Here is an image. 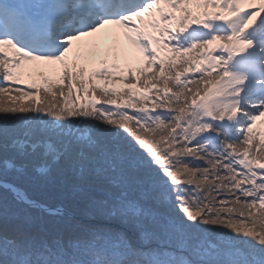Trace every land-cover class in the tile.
<instances>
[{
	"label": "snow or ice",
	"instance_id": "snow-or-ice-1",
	"mask_svg": "<svg viewBox=\"0 0 264 264\" xmlns=\"http://www.w3.org/2000/svg\"><path fill=\"white\" fill-rule=\"evenodd\" d=\"M258 121L264 0H0V178L67 162L119 189L68 237L0 227V264H264Z\"/></svg>",
	"mask_w": 264,
	"mask_h": 264
},
{
	"label": "trees",
	"instance_id": "trees-1",
	"mask_svg": "<svg viewBox=\"0 0 264 264\" xmlns=\"http://www.w3.org/2000/svg\"><path fill=\"white\" fill-rule=\"evenodd\" d=\"M8 95L15 96L16 93L5 94L6 104L11 103L7 99ZM82 95L86 101L87 96ZM34 99L40 100L41 96H24L16 103H31ZM72 102L78 106L84 101L75 100L73 97ZM36 168V165H32L23 173L10 172L0 178V181L15 186L33 203L51 208L59 207L63 212L43 213L35 207L18 203L8 192L0 189V227L6 226L11 235L20 239L31 237L36 240H51L60 236L68 237L75 230L77 223L86 220L83 213L87 211L91 198L105 194V189L107 193L119 191L114 186L118 183L117 177H105L94 167L81 169L79 166L60 162L48 166L46 172L37 171Z\"/></svg>",
	"mask_w": 264,
	"mask_h": 264
},
{
	"label": "rangeland",
	"instance_id": "rangeland-1",
	"mask_svg": "<svg viewBox=\"0 0 264 264\" xmlns=\"http://www.w3.org/2000/svg\"><path fill=\"white\" fill-rule=\"evenodd\" d=\"M106 31H113V32H117V31H119L118 29H115L113 26H109L107 29H106ZM89 38H91L92 39V37H89ZM97 39H99V37H93V40L95 41H97ZM105 42H107L109 45V47H115V44H114V42L113 41H111V40H105V41H103V44L105 43ZM73 51L69 54V56L72 54V53H74L73 55H76L77 54V52H84V53H86L88 50L87 49H85V48H83V47H81V44H82V41H75V42H73ZM102 46H104V45H102L101 44V47ZM127 47L129 48V50L130 51H134V49H132V46L130 45V44H128L127 45ZM104 53H105V55L109 58V59H111V54L109 55V54H107V52H105L104 51ZM69 59H72V58H70L69 57ZM37 97V96H36ZM0 183H2L3 185H4V187H0V189H2V191L4 190V191H6V192H8L9 193V195L11 196V197H13L18 203H20V204H25L26 203V198H25V200L24 201H20V200H17L16 199V192H13V191H11V190H8L7 189V185H9V184H6V183H4L3 181H0ZM14 188L17 190V188L14 186ZM18 192H19V190H17ZM20 194H21V191L19 192ZM0 201H1V199H0ZM3 204L5 205V202L3 201ZM7 204V203H6ZM37 205H39V206H42L41 204H39V203H36ZM46 209H50V210H52L53 212H49V211H47L46 209H45V211L43 210H41L43 213H47V214H56L57 212H59V213H62L63 211H61V208H59V207H56V208H51V207H49V206H44Z\"/></svg>",
	"mask_w": 264,
	"mask_h": 264
},
{
	"label": "water",
	"instance_id": "water-1",
	"mask_svg": "<svg viewBox=\"0 0 264 264\" xmlns=\"http://www.w3.org/2000/svg\"><path fill=\"white\" fill-rule=\"evenodd\" d=\"M28 205H30V204H28ZM36 207H38V208H40V209H43L44 211H45V209L46 208H44V207H41V206H38V205H36ZM47 211H49V212H53L52 210H50V209H46Z\"/></svg>",
	"mask_w": 264,
	"mask_h": 264
}]
</instances>
